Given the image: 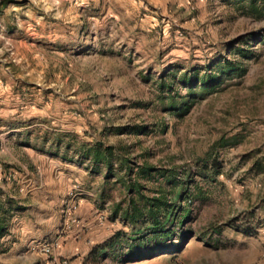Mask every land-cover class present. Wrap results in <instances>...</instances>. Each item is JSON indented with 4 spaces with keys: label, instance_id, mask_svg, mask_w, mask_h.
<instances>
[{
    "label": "rangeland",
    "instance_id": "obj_1",
    "mask_svg": "<svg viewBox=\"0 0 264 264\" xmlns=\"http://www.w3.org/2000/svg\"><path fill=\"white\" fill-rule=\"evenodd\" d=\"M0 207V264H264V0H0Z\"/></svg>",
    "mask_w": 264,
    "mask_h": 264
},
{
    "label": "trees",
    "instance_id": "obj_2",
    "mask_svg": "<svg viewBox=\"0 0 264 264\" xmlns=\"http://www.w3.org/2000/svg\"><path fill=\"white\" fill-rule=\"evenodd\" d=\"M232 67H226V70L227 72L228 71H234V72H239L240 69L234 67L235 69L234 70H231ZM241 72V71H240ZM193 84V83H192ZM192 84H189L187 85L189 88L192 87L193 85ZM217 83H211V82H208V83H204V86L206 87H210V86H214L216 85ZM85 158L87 159H90L92 161L93 164H105L106 166L110 167V159L112 157V149L111 148H104V149H101L99 146H96V147H93V148H88L85 150V154H84ZM145 170H147L145 168ZM142 174H145L146 171H141ZM161 200L160 199H150L148 200V203H147V210H148V213L150 215H153L155 210L159 208V205L161 204ZM133 210L129 213H127V216L133 220L134 218H138L142 213H140L141 211L137 209V207L133 206L132 208ZM2 208L0 207V212H2ZM6 223H5V215L3 213H0V238L2 236H4L5 232H6Z\"/></svg>",
    "mask_w": 264,
    "mask_h": 264
},
{
    "label": "built area",
    "instance_id": "obj_3",
    "mask_svg": "<svg viewBox=\"0 0 264 264\" xmlns=\"http://www.w3.org/2000/svg\"><path fill=\"white\" fill-rule=\"evenodd\" d=\"M36 249L42 256L50 259L49 264H69L67 260L55 256L53 253V247L48 244H43Z\"/></svg>",
    "mask_w": 264,
    "mask_h": 264
}]
</instances>
